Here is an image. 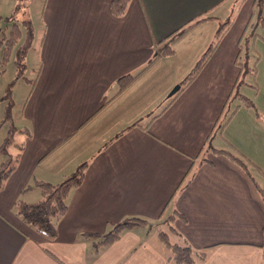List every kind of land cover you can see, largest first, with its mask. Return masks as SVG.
Here are the masks:
<instances>
[{
	"label": "crops",
	"instance_id": "1",
	"mask_svg": "<svg viewBox=\"0 0 264 264\" xmlns=\"http://www.w3.org/2000/svg\"><path fill=\"white\" fill-rule=\"evenodd\" d=\"M110 1L43 0L35 76L16 114V127L29 134L16 132L24 146L0 189V264H172L159 229L170 241L204 251L193 264H264V203L253 181L264 185V60L242 41L249 25L264 30V0H130L119 16ZM225 12L232 23L204 66L182 90L166 95L207 45L177 49L179 40L200 26L214 29ZM203 16L209 18L172 43L173 52L118 91V76L138 71L163 37ZM163 58L181 73L163 70L167 82L153 95L165 103L136 120L142 78ZM254 58V71L245 75L255 83L241 86L243 64ZM125 97L134 105L128 116ZM212 147L246 157L253 179ZM82 161L85 176L68 192L55 237L17 214V199L40 198L36 179L59 182ZM130 215L156 226L124 230L106 244L84 235L104 233Z\"/></svg>",
	"mask_w": 264,
	"mask_h": 264
},
{
	"label": "trees",
	"instance_id": "2",
	"mask_svg": "<svg viewBox=\"0 0 264 264\" xmlns=\"http://www.w3.org/2000/svg\"><path fill=\"white\" fill-rule=\"evenodd\" d=\"M130 0H111L109 3V9L112 14L119 16L123 14L127 8V5ZM20 8V3L18 2L12 13L7 19H10V35L5 39L4 51L5 53H10L12 46L16 45L14 64L16 69V77H25L26 80L32 81L24 75L26 70V52L31 45L33 38V26L30 18L24 17L23 19H17L15 13ZM22 8V5H21ZM22 10V9H21ZM208 16L198 17L195 20H190L187 23L179 26L173 31L169 32L165 37L160 40V43L157 44V49L154 50L152 57L147 64L143 65L136 72H127L117 78L118 91L126 88L136 76L140 74L141 71L145 70L154 60L163 54H169L173 52L172 43L178 39L184 32H186L194 24L201 22L205 19H208ZM232 23V18H229L223 21L217 29L214 40H212L205 50L200 55L199 59L196 61L192 69L180 82V88L178 91L182 90L186 85H188L193 78L199 73L201 68L204 66L205 62L208 60L217 44L219 43L221 37L228 29ZM24 29V37L20 44H18V37H20L22 27ZM2 33H5V28H0ZM19 35V36H18ZM18 36V37H17ZM5 38V37H4ZM4 38L0 39V43ZM256 60L250 64H243L247 71H254ZM244 71V69H243ZM177 91V92H178ZM176 92V93H177ZM241 101L246 105H250L251 101L244 95H238ZM3 99L7 100L4 117L2 122H7L6 134L3 137L0 143V189L4 186L7 178L16 167L21 151L24 146V141H18L15 138L16 132H24L29 134L27 127L17 128L13 122V115L11 111V106L13 104L12 97L10 96V89L7 88ZM212 150L217 153H222L234 163L243 168L247 174L253 179L252 175L249 173V166L251 163L249 160L241 154H237L231 150L213 148ZM253 166V165H251ZM87 167V162L82 161L78 164L76 169L66 175L59 182H50L46 180L36 179L33 183L39 191L40 198L36 201L27 202L21 198L17 199L15 202V208L17 214L29 225L33 226L35 229L39 230L43 234L47 235L49 238H53L57 234V221L59 218L66 212L67 204V195L71 188L77 187L83 181L85 176V170ZM254 167V166H253ZM255 187L264 203V185L258 184L254 179ZM32 185H27L22 189V192L26 191ZM175 214L182 216L183 214L175 210ZM174 213H171L169 218L175 216ZM151 222L144 217L130 215L123 217L122 219L113 222L111 228L104 233L97 232H84V235L87 237H92L98 239L99 243H110L118 238L122 231L131 229L134 227H149ZM172 229L174 227L171 226ZM264 232V227H263ZM159 238L164 242V244L170 250L169 259L172 264H193L195 256L203 258L205 253L203 250H194L189 244H180L178 242L170 241L167 232L164 230H158Z\"/></svg>",
	"mask_w": 264,
	"mask_h": 264
},
{
	"label": "rangeland",
	"instance_id": "3",
	"mask_svg": "<svg viewBox=\"0 0 264 264\" xmlns=\"http://www.w3.org/2000/svg\"><path fill=\"white\" fill-rule=\"evenodd\" d=\"M18 2L20 3V8L15 13L16 18L18 20L23 19L25 15V8H27L28 6V10H29L28 14H30L29 17L31 19V23L33 26V32H34L31 45L28 48V51L26 52L25 60H26L27 67L23 75L29 79L35 76V71L32 73L31 68L37 67L36 49H38L37 48L38 35L40 34V30L42 29L41 10H42V5H43V0H0V12H2L0 13V28H5V33H2V31H0V39L5 37L4 41L2 40V42L0 43V143L5 135V132L7 130V124H8L7 122H2L6 104H7V100L3 99L6 89L7 88L10 89V96L12 97V100H13L11 111H12L13 117L15 118L14 124H16L18 127V125L21 124L20 122L21 119L20 118L17 119L16 114L17 112H20L22 103L24 102V99L26 98L28 91L30 90V86H31V82L26 81L25 77H16V69H15V64H14V58H15L14 49H16L17 46L16 45L12 46L11 52L8 54L5 53L4 47H3L5 46L6 37H9L10 35V22L11 21L10 19H7V17L11 15L12 10L14 9V7L16 6ZM21 5H22V8H21ZM226 16L227 17L225 16L221 17L222 18L221 22H218L217 20V26L214 29H213V24L212 25L207 24L206 26H200L199 28H196L192 30L191 32H186V35L181 38L182 40H179L180 42H178L176 46L177 49H201L202 44L205 42L208 45L212 40H214L216 31L218 27L220 26V24L222 23V21L231 17L232 15L230 12H228ZM255 24L257 25L254 27L255 30H253V28L249 25L245 33V37L242 39V41H243L244 46L247 43L249 53H253L254 57H257L260 52L262 59L264 60V30L260 27L261 25L257 23ZM210 32H211V35H210L211 37L207 39V36L210 34ZM23 37H24V29L22 27L20 37L17 38L18 44L22 42ZM246 39H248V42ZM186 45L189 46L190 48H188ZM207 45H205V47L203 48L204 50L207 47ZM172 47L174 49L175 45L172 44ZM203 51H201L196 61L199 59ZM181 54H182V51H181ZM174 55H175L174 58L180 56L179 52L178 53L176 52V54ZM172 57L173 56H171V58ZM171 58H163L162 60L163 64L161 67L152 69L151 73L149 72L148 74H146V76L142 78L144 79V81L141 83L142 86L139 89L142 95L141 97L136 96V98L138 99H135V104H134L135 107L132 108V114L136 112V120L142 119L145 114L148 115L156 109L159 110L161 106H163V104L165 103L163 101L164 98L160 99V97L158 96L156 97L153 94L157 92L158 90H160L167 82V80L164 81L166 77L162 75V72L164 69L169 67L172 70L171 71L172 73L175 72L173 73L174 75L176 73L178 74L181 73L180 69L176 70V67L178 66H176L175 63L170 64V62H172L173 60ZM254 61H255V58H254ZM190 70L191 68L187 71L186 74L182 75L181 80L188 74ZM246 72L247 70L246 68H244L242 77L239 80V84L241 83L240 84L241 86H244L245 82H248L247 84H249V86L255 83L252 81L250 75H245ZM145 77H147V80L145 79ZM151 83L152 85H155V86L151 90L149 88V90L145 92L146 87L150 85ZM173 86L174 85H172V87ZM138 87L139 86H137L136 89H138ZM172 87L168 89V91L165 93L166 95L169 93ZM234 92L237 93V88H235ZM128 98L129 97L127 98L125 97L124 99L121 100V101H127L124 103L125 110L123 113L125 114V116H128L130 114V112L128 111H130V108L134 106L132 105L128 107L129 105ZM155 226H156L155 224H151L150 227L154 228ZM157 226L159 227L164 226V228H166L165 225H163L162 223L157 224Z\"/></svg>",
	"mask_w": 264,
	"mask_h": 264
},
{
	"label": "water",
	"instance_id": "4",
	"mask_svg": "<svg viewBox=\"0 0 264 264\" xmlns=\"http://www.w3.org/2000/svg\"><path fill=\"white\" fill-rule=\"evenodd\" d=\"M180 88V83H176L172 89L169 91L168 95L169 96H173L177 91L178 89Z\"/></svg>",
	"mask_w": 264,
	"mask_h": 264
}]
</instances>
